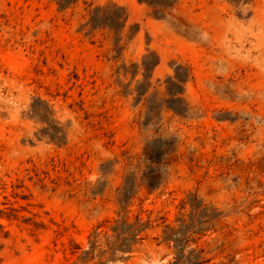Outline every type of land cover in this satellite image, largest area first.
I'll return each mask as SVG.
<instances>
[{
	"label": "rangeland",
	"instance_id": "374dc122",
	"mask_svg": "<svg viewBox=\"0 0 264 264\" xmlns=\"http://www.w3.org/2000/svg\"><path fill=\"white\" fill-rule=\"evenodd\" d=\"M0 264H264V0H0Z\"/></svg>",
	"mask_w": 264,
	"mask_h": 264
},
{
	"label": "trees",
	"instance_id": "16d2710c",
	"mask_svg": "<svg viewBox=\"0 0 264 264\" xmlns=\"http://www.w3.org/2000/svg\"><path fill=\"white\" fill-rule=\"evenodd\" d=\"M123 225L125 227L129 228V229H133V227L131 225H125V223H123ZM135 236H137V235L136 234H131V241L126 243L125 244L126 246L124 248H120V249L116 250L117 252H115L116 253L115 255H117V253H122V254L131 253V247H132V245L134 243ZM115 259H119V260L124 261L123 257L115 258Z\"/></svg>",
	"mask_w": 264,
	"mask_h": 264
}]
</instances>
